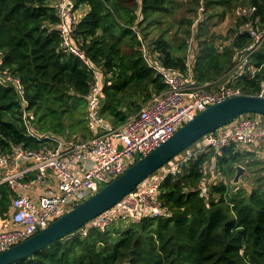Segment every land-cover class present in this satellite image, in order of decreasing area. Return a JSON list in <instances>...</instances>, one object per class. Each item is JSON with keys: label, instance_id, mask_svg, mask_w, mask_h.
I'll return each instance as SVG.
<instances>
[{"label": "trees", "instance_id": "1", "mask_svg": "<svg viewBox=\"0 0 264 264\" xmlns=\"http://www.w3.org/2000/svg\"><path fill=\"white\" fill-rule=\"evenodd\" d=\"M66 1L75 18L69 41L83 55L65 45L61 0H0L1 153L17 145L40 150L52 138L73 134L96 135L89 117L96 75L99 114L115 127L168 89L154 66L190 72L213 88L236 73L255 41L250 30L264 27V0ZM238 9L247 14L239 16ZM169 14L172 20H165ZM228 14L236 22L227 36L201 39L205 17ZM248 58L257 70L235 85L242 94L257 95L264 41ZM22 102L34 116L27 122ZM235 147L217 156L229 182H214L204 193V167L214 152H202L167 174L157 197L162 212L125 210L103 226L91 221L12 264H264V167L251 190L233 184L238 162L250 172L258 164ZM14 196L0 184V218L11 216ZM131 217L124 231L113 224Z\"/></svg>", "mask_w": 264, "mask_h": 264}, {"label": "built area", "instance_id": "2", "mask_svg": "<svg viewBox=\"0 0 264 264\" xmlns=\"http://www.w3.org/2000/svg\"><path fill=\"white\" fill-rule=\"evenodd\" d=\"M203 8L204 6L201 7ZM59 14L65 45L73 52L83 55L69 41L75 20L67 10L66 0H61ZM250 34L255 41L248 46V54L241 56L236 73H232L227 81L218 82L213 88H207L208 83H199L190 72L184 76L154 66L162 74L168 89L154 95L136 114L115 127L99 114L101 81L96 75L89 94V117L92 126L98 130L96 135L78 137L73 134L70 137L52 138L49 140L50 146H44L40 150H25L22 145H17L10 154L0 152V184H7L15 194L9 217L13 227L0 230V251L27 239L95 194L106 183L122 174L138 156L147 155L168 140L183 123L194 118L198 112L239 94L236 82L243 76L254 75L257 70L256 66L250 64L248 56L263 43L264 27L251 29ZM257 95L264 96V80ZM23 113L26 122L27 116L34 117L32 113ZM250 114H244L204 135L194 143L195 150L187 149L185 160L196 158L202 152L212 151V163L215 164L217 156L222 155L226 147L234 145L243 152L251 146L264 144V120L259 114ZM166 166L150 175L137 189L91 223L103 226L113 216L125 210L133 213L137 209L147 210L152 207L155 208L153 215L162 212L161 203L157 200L161 184L168 173L177 170V166ZM37 184L44 185L47 191L35 201L23 190ZM1 222V226L9 223Z\"/></svg>", "mask_w": 264, "mask_h": 264}, {"label": "water", "instance_id": "3", "mask_svg": "<svg viewBox=\"0 0 264 264\" xmlns=\"http://www.w3.org/2000/svg\"><path fill=\"white\" fill-rule=\"evenodd\" d=\"M22 111L25 104L22 102ZM247 113L264 116V96L236 94L209 105L194 118L183 123L175 133L147 155L138 156L122 174L106 183L95 194L52 221L47 227L27 239L0 251V264H12L42 247L74 233L103 212L118 204L150 175L190 148L207 133L235 121ZM232 183H240L245 168L236 166Z\"/></svg>", "mask_w": 264, "mask_h": 264}, {"label": "rangeland", "instance_id": "4", "mask_svg": "<svg viewBox=\"0 0 264 264\" xmlns=\"http://www.w3.org/2000/svg\"><path fill=\"white\" fill-rule=\"evenodd\" d=\"M178 1L179 2H183V0H178ZM201 10H203V9H201ZM69 13H71L70 10H69ZM178 13H179V11H178ZM237 13H238L239 16L247 14L242 9H238ZM249 13H251V12H249ZM71 15H72L73 19L75 20V18H74L72 13H71ZM165 20H172V16L169 14ZM235 22H236V18L234 17V14L233 15L232 14H228V16H225V17H222V16H219V17H205V21L203 23L204 30L202 32V38L201 39L202 40L209 39L213 33L217 35L216 36L217 38L225 37L230 32L229 29L233 26V24H235ZM61 26H62V24H61ZM155 33H156V29H150V35H154ZM171 42L175 43L174 41H171ZM231 74L232 73L228 74L224 78L225 81H227L226 79ZM219 80H220V82L224 81L222 79H219ZM250 115L251 116H255L257 114L251 113ZM260 117L264 120V117H262V116H260ZM75 136L83 137L81 134H76ZM190 149H191V151L195 150L196 149V145L193 144L190 147ZM248 150L244 149V151L242 153H244L246 155V158L250 159L251 162H255V163H258V164L250 172V171L246 170L247 166L244 165V163L238 162L236 164V166L237 165L243 166L245 168V173L240 178V180H241L240 183H238L236 185L245 187L247 190H251L252 187L258 185L257 178L259 176V170H260L261 167H264V152H263L264 150H261L258 155L255 154L254 156H250V151H248ZM186 154L187 153L185 151L180 156L178 155L179 157H175L174 159H172V161L167 164L166 168L167 167H171L172 168L173 166H177L179 168V166L183 164L182 160H185ZM212 157H213V155L211 156L210 160H208L207 163L205 164L206 168L204 167L205 174H204L203 184L205 185L204 187H206L204 189V193H206V189H207V192H208V190L210 189L211 184H213L214 182H217V181L219 182V180H221V179H224L227 182H229V180L231 178V175H227V174H224L222 171H219L217 161H216L215 164H213L212 163ZM207 165H208V167H207ZM260 174H261V171H260ZM262 174L264 175V170H263ZM232 186H235V185H232ZM232 186L230 188H233ZM130 219H131V221H128V222L127 221H122L120 224H118L119 222H117V223L114 222L113 224L116 225V227L118 226L117 228L119 229V231H124L125 229L128 228V226L131 225L130 223L132 222V219H134V218L131 217Z\"/></svg>", "mask_w": 264, "mask_h": 264}, {"label": "crops", "instance_id": "5", "mask_svg": "<svg viewBox=\"0 0 264 264\" xmlns=\"http://www.w3.org/2000/svg\"><path fill=\"white\" fill-rule=\"evenodd\" d=\"M210 83L211 82H208V84H210ZM248 149H249L248 151H250V156H254L255 154L258 155L261 150H264V144H260L257 146H251ZM46 191H47L46 187L42 184H37V185L33 186L32 188H28L26 190H23L24 193L28 194L35 201H37L39 199L40 195L45 194ZM1 220L4 222L9 221V223L7 224V226H1L2 225ZM4 227H7V228L13 227V223L11 222L10 218H8V219L0 218V230H2V228H4Z\"/></svg>", "mask_w": 264, "mask_h": 264}, {"label": "clouds", "instance_id": "6", "mask_svg": "<svg viewBox=\"0 0 264 264\" xmlns=\"http://www.w3.org/2000/svg\"><path fill=\"white\" fill-rule=\"evenodd\" d=\"M171 162V161H170ZM164 167V166H163Z\"/></svg>", "mask_w": 264, "mask_h": 264}]
</instances>
